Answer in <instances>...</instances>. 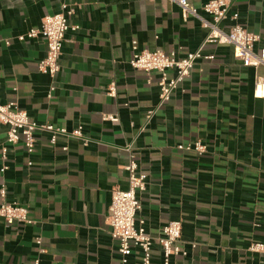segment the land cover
<instances>
[{
	"label": "crops",
	"instance_id": "obj_1",
	"mask_svg": "<svg viewBox=\"0 0 264 264\" xmlns=\"http://www.w3.org/2000/svg\"><path fill=\"white\" fill-rule=\"evenodd\" d=\"M209 1L188 0L196 16L184 18L167 0H0V106L15 103L40 125L80 127L85 140L59 136L51 145L38 132L28 154L21 141L6 142L0 124V189L33 222L0 221V264H121L107 219L113 189L128 188L127 148L146 178L136 216L145 232L155 239L181 223L184 255L168 264H264V254L248 251L264 244V96L254 95L264 67H244L231 47L206 42L211 19L201 7ZM62 5L77 29L65 34L51 78L38 67L44 38L18 37ZM228 13L258 36L253 51L264 49V0H229ZM132 41L141 51L211 59L197 60L160 106L158 74L129 65ZM196 141L202 155L177 148ZM140 263L132 248L126 264ZM151 264H163L156 242Z\"/></svg>",
	"mask_w": 264,
	"mask_h": 264
},
{
	"label": "built area",
	"instance_id": "obj_2",
	"mask_svg": "<svg viewBox=\"0 0 264 264\" xmlns=\"http://www.w3.org/2000/svg\"><path fill=\"white\" fill-rule=\"evenodd\" d=\"M176 3L184 18L188 15L196 16V10L189 4L188 0H167ZM229 0H212L201 7V11L210 17V23L205 27L209 29L206 38L207 43L227 45L232 48L233 56L240 61L244 67H264V49L254 52V46L258 42L257 35L247 31L238 24V15L229 14ZM73 10L62 5L58 14L44 17L38 29L28 31L25 35L18 37L19 41L33 39L42 36L46 43V56L39 63V71L54 78L59 72V60L64 36L69 30H76V27L69 25V18ZM229 21L227 30L219 28V24ZM131 57L129 65L136 71H142L147 75L158 74L157 86L159 89V105L167 103L172 93L182 83L185 77L192 70L194 63L200 59L210 60L211 57H202L200 51L189 53L179 58L174 53L164 54L161 51L139 50L136 41L131 42ZM170 73L173 76H170ZM54 88L51 87L47 97L50 98ZM115 95L114 87L109 88L108 96ZM254 95L264 96V81L257 79L254 84ZM151 114V113H150ZM104 120L116 123L115 117H107ZM0 124L7 127L6 142L14 145L22 142L28 154L35 149V133L46 132L50 135L49 143L54 145L59 136L71 139L84 140L81 128L72 132L53 127L50 124H37L29 120L27 113L18 109L15 103H8L0 106ZM179 150L194 151L198 155L205 152V146L196 141L192 145L178 146ZM64 151L67 149L64 148ZM129 161L125 167L128 173V188L125 191L113 189L109 207L108 224L111 229V236L118 243V252L122 256L121 264H126V257L129 256L132 248L140 253V264H151L152 247L156 242L163 256V264H168L172 256L184 255L177 246L181 236V223L172 221L167 223L160 231L157 238H152L144 230L143 221L136 218L140 209L139 194L145 191V175L138 170L134 156L129 148L126 149ZM4 157L5 150L2 151ZM5 170V168H3ZM0 221L6 226L21 225L30 226L33 222L28 217V211L18 203H7L5 201V190L0 189ZM40 246V238L35 240ZM250 253L264 254L263 243H251L248 247ZM43 251L40 249V253Z\"/></svg>",
	"mask_w": 264,
	"mask_h": 264
}]
</instances>
